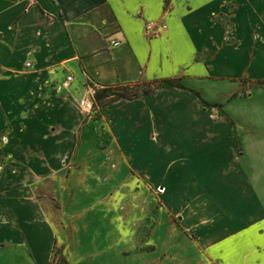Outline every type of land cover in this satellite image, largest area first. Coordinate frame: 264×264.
Wrapping results in <instances>:
<instances>
[{"label": "crops", "instance_id": "crops-1", "mask_svg": "<svg viewBox=\"0 0 264 264\" xmlns=\"http://www.w3.org/2000/svg\"><path fill=\"white\" fill-rule=\"evenodd\" d=\"M147 23L158 37L146 31ZM67 77L72 81L64 88ZM169 79L183 89L163 83ZM258 81L264 82V0H0V248L22 246L34 264L49 263L55 233L65 230L64 206L57 209L42 193L58 201L55 185L47 183L55 180L72 195L66 184L72 174L66 178L64 170L74 158L80 165L90 139L103 140L99 153L108 159L152 155L144 165L168 151L169 127L193 126L192 139L178 136L183 151L209 129L218 157L233 161L238 138L239 161L255 159L259 169L231 173L227 190L244 192L236 199L231 194L239 202L231 208L219 206L211 184L196 179L156 185L168 213L153 223L167 227L159 253L156 247L119 252L112 264H264V108H257V119H246V106L230 105ZM144 83L161 86L103 107V118L76 135L82 117L75 106L86 86ZM163 91L177 99L154 101ZM211 91L222 96L209 101ZM247 91V98L233 100L264 93ZM187 112L215 119L200 115L190 122ZM155 133L159 147L151 145Z\"/></svg>", "mask_w": 264, "mask_h": 264}, {"label": "rangeland", "instance_id": "rangeland-1", "mask_svg": "<svg viewBox=\"0 0 264 264\" xmlns=\"http://www.w3.org/2000/svg\"><path fill=\"white\" fill-rule=\"evenodd\" d=\"M160 86L158 83L127 85L125 87H129L131 90L124 92L126 99L115 97L95 99L92 111L87 114L75 106L77 113L82 117L76 135L81 136L84 129L88 132L87 127L91 121H98L103 118V107L117 101L133 100L132 97L134 96L137 99L152 95ZM111 87H124V85ZM256 89H264V82H249L240 92L231 97V106H240L241 104L246 106L247 111L244 114L246 119H257L256 114L261 115L257 108H264V93L262 91L260 94L255 93L244 102L233 99H245L249 92L247 90ZM160 94L162 96L155 97L154 101L160 97L170 103L177 99L173 91H163ZM220 96L222 95H219L217 91H211V94L206 97L211 101ZM107 102L109 104L105 105ZM252 111L253 114H251ZM230 113L237 119H244L241 111L230 110ZM169 114L171 119H176L174 115L177 113L169 112ZM198 114L194 116L192 112H187L184 114V118L187 120L199 119L200 115H203L202 113ZM206 116L207 120L215 119V116ZM206 116L203 115L202 117ZM218 118L222 120L221 117L218 116ZM171 119L169 118V120ZM227 120L233 127L231 119L227 118ZM250 129L252 130V128ZM168 130L169 149L162 154V150H160L161 156L159 158L161 159L156 160L157 163L151 161L145 162L143 165L141 161L149 160V157L153 156H145L142 153L136 155L132 162L117 157L108 159L104 153H99L103 150V140L91 141L90 139L88 142L92 144L88 143L89 145L81 150L86 154L85 158L80 161V165L79 162L74 164V159H76L74 158L72 163L65 167L63 176L69 178L72 174L66 183L67 186L71 185L69 188L73 189L71 196H69L68 188L64 194L61 184L55 180H47L48 184L55 185V196L58 201L49 196L50 191L42 193V195L46 194L47 196L43 200L51 202L57 209H61L60 204L64 206V210L60 211L59 214L64 216L60 222L64 224L63 227L65 228V230L60 229L58 233H55L56 241L48 264H112L114 260L116 261L119 252L123 255L132 250L150 252L154 247L159 253L161 240L166 235L167 227L153 223L168 217V213L162 207V193L157 190V186L160 185H168L169 183L179 185L184 180L196 179L199 184H211L214 188L212 195L217 196L216 201L219 206L231 208L239 203L233 201L231 194L236 199L244 192L235 190L231 193L227 190V180L230 181L231 173L236 167L241 170L242 166L252 172L259 169L258 161L255 159L239 161L242 152L239 139L236 138L234 145L233 161L238 159L237 163H234L228 157L224 159L221 158V155L218 157L216 151L217 148L219 150V146L215 148L216 143L215 140L212 141L209 129L206 133L202 132L200 139L199 137L196 138V141L199 140L198 142L190 141L186 144L187 147L184 151L181 149V147L183 148L182 145L180 148L178 147V136L189 141L190 138L192 139V135L189 133L196 129L193 126L181 128L171 126ZM95 135L98 136V134ZM250 135L252 137L255 133L250 132ZM157 136L155 133L151 144L154 147L160 146ZM196 143H200V148ZM77 147L80 148V142ZM76 152L78 153L76 150L74 154L77 155ZM103 164L104 167H101ZM144 170L148 174V177L146 176L148 179L137 175L139 172L140 175L145 176ZM199 170L200 173L198 174L196 171ZM210 172L212 174H209ZM253 176L254 174L251 179ZM176 190L179 192L178 187ZM253 195L257 197L258 193L255 192ZM101 254L104 256L100 258L99 255ZM90 258L92 261H87ZM0 264H34V262L26 255L24 247L21 246L18 249L0 248Z\"/></svg>", "mask_w": 264, "mask_h": 264}, {"label": "built area", "instance_id": "built-area-1", "mask_svg": "<svg viewBox=\"0 0 264 264\" xmlns=\"http://www.w3.org/2000/svg\"><path fill=\"white\" fill-rule=\"evenodd\" d=\"M165 26H161L160 29H164ZM146 31L152 36V37H158L159 32L156 31L155 26L153 23H147L145 27ZM113 45H117V43H114ZM72 81V77H67L65 79V82L63 84L64 88H67L69 84ZM106 87H99L96 85H88L85 87L83 94L81 95V98L78 102V108L84 113H90L93 109V101L95 98V95L98 90L104 89Z\"/></svg>", "mask_w": 264, "mask_h": 264}, {"label": "trees", "instance_id": "trees-1", "mask_svg": "<svg viewBox=\"0 0 264 264\" xmlns=\"http://www.w3.org/2000/svg\"><path fill=\"white\" fill-rule=\"evenodd\" d=\"M263 82V81H262ZM261 81H258L256 83H262ZM164 84H167L169 85L170 87H173V88H177V89H183V87L176 81V80H172V79H169V80H165L163 82ZM136 86V85H135ZM128 90H131L129 89V87H106L104 89H101V90H98L96 95H95V98H94V101L95 99H98V98H109V97H115V98H120V99H126L127 97L124 96V92H127ZM135 99V96L132 97ZM131 100V99H129ZM109 104V102H107L105 105Z\"/></svg>", "mask_w": 264, "mask_h": 264}]
</instances>
